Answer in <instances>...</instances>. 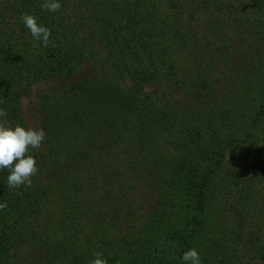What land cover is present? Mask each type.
<instances>
[{"label":"trees","instance_id":"trees-1","mask_svg":"<svg viewBox=\"0 0 264 264\" xmlns=\"http://www.w3.org/2000/svg\"><path fill=\"white\" fill-rule=\"evenodd\" d=\"M230 1V20L221 23H230L233 29L243 25L259 28L256 34L264 50V0ZM41 3L42 0H0V108L6 112L4 119L12 125L30 127L23 98L31 96L37 85L56 78L66 90H75L73 94L82 91L89 94L86 99L89 108L84 100L78 114L71 113L70 117L88 138L92 135V141L98 137L99 142L103 139L114 144L132 142L138 152L144 151L148 136L139 132H151L157 123L163 122L171 136L178 134L175 140L178 144L171 146H179L180 156L165 172L157 167L161 163L158 160L153 163L156 167L147 172L156 186L157 196L154 209L136 227L143 237L136 240L128 235L127 248H123L116 236L108 248L102 247L101 242L109 239L108 230L101 235L93 232L90 240L87 238V221L97 208L98 199L86 187L89 180L73 172L77 168L73 159L82 160V169H88L89 164L94 167L93 185L100 180L102 166L90 161L87 153H82L80 158L71 155L65 164V152L58 147L63 146L66 136H45L41 147L31 150L38 168L31 187L9 189L8 171L0 170V203L6 205L0 209V264H90L97 252L103 254L107 264H180V257L189 248L200 253L201 264H259L260 259L264 264V191L260 192L257 186L260 181L264 187V100L258 106L249 105L250 115L233 114L241 119L238 123L220 119L219 123L212 120L206 126L196 123L206 115L204 111L197 116V112L207 110L206 107L199 105L189 112L179 109L180 102L176 106L170 103L157 106L146 92L153 86L156 73L166 68L169 70L166 77L177 89L188 90L186 94L190 96L194 93L188 85L183 86L186 80L177 78L174 54L184 52L193 56L201 49L197 34L189 32L186 24L202 7V2L60 0L61 8L57 12L43 10ZM25 13L50 29L47 47H41L31 37L23 24ZM168 54L172 58L166 66ZM260 54L261 63L251 62L253 68L242 77L245 89L255 90L258 96V92L264 91L255 89L257 84L264 89V52ZM193 61L198 59L194 57ZM85 67L90 76L82 80L77 72ZM192 81L200 92L199 103L202 96L205 102L209 101L220 82L219 78L210 79L200 70ZM55 95L62 96L53 92L40 95L41 106L47 109ZM228 115L226 119L230 121L233 116ZM258 127L262 147L247 159L249 164L229 170L222 178L226 168L213 159L223 157L228 147L243 146L241 143L250 139ZM195 137L203 141L200 157H194L195 150L188 146ZM218 138L221 139L216 144ZM136 155L130 153L129 158L134 167ZM238 160L243 161L240 156ZM146 161H151L150 156ZM218 187L220 191L224 188L228 196L224 204L229 214L221 221L215 215L214 221L206 226L205 216L212 207V196L218 197ZM53 200L59 212L54 226L48 228L43 220L47 219V208ZM135 225L134 222L132 226ZM94 235L97 241L91 242ZM180 243L182 247L178 248Z\"/></svg>","mask_w":264,"mask_h":264},{"label":"rangeland","instance_id":"rangeland-1","mask_svg":"<svg viewBox=\"0 0 264 264\" xmlns=\"http://www.w3.org/2000/svg\"><path fill=\"white\" fill-rule=\"evenodd\" d=\"M197 1L202 2V7L196 10L194 16L189 18L186 25L189 32L197 34L201 49L198 48L193 56H187L184 52L174 54L176 65H174L175 73L176 69L178 71V73H176L177 78L179 80H186L187 82H185L183 86L188 85L192 88L194 93L190 96L186 94L188 90L184 91L177 89L176 86L168 80V77H166V74L169 72L166 68L164 72L156 73L155 79L152 80L153 86L149 89L147 88L146 92L151 94V100L156 101L157 106H164L169 103L173 104L170 106H176L174 104L180 102L178 106L182 107L178 108L189 112L195 111L199 108V105L201 107H206L207 110L197 112V116L204 111L206 115H204L203 119L199 117L200 119H197L198 121L196 123H203V125L205 124L208 126L209 122H212V120L219 123L220 119H225L227 123L232 120L238 123L241 119L238 117L236 119V116H240L241 113L250 115L251 106L249 105L258 106L263 102L262 100H264V91L258 92L259 96L257 94L255 95V90H246L245 84L243 85L242 83V77L245 78L247 76L246 71L253 68L250 66L251 62H253L254 65H257L256 63H261L260 52H264V50L261 49L262 42L259 35L257 36L256 34L259 28L253 25L246 27L243 25L242 27L239 26L233 29L230 23H221V21L230 20V0ZM184 7L185 6H183V9ZM225 7L229 8L228 11L223 9ZM86 8L87 6H85L83 10ZM187 14L188 12L185 8L184 15L187 17ZM194 57L198 59L195 63L193 61ZM171 58V54L166 55V66H169ZM188 60H191L193 67ZM215 64H217V66H215ZM85 68L77 72L81 73L78 77H82V80L83 77L87 78L90 76L88 68ZM198 70L210 76V79L219 78L220 81L219 84L216 85L213 97L207 102H205L206 99L203 96L200 98V103L198 102L200 92L193 86L192 80ZM215 70L217 71L216 73ZM193 71L195 74H192ZM260 88L258 84L255 86L256 90H264ZM66 89L67 87H65L62 82H58L56 78L37 85L36 88L33 89L31 96L23 98L22 101L26 120L30 127L37 129L43 128L45 136L48 138H50L52 134H56L57 136L63 134L66 136L65 140L60 137V143L63 140V146L61 148L58 147L59 150L65 152V164L70 161L71 155L80 158L82 153H87L91 159L90 161L96 162L102 166L100 169V180L93 185L94 182L91 178L93 176L92 170H95L94 167L89 164L88 169H82V160L76 161L73 159V161H75V166H77V168L73 169V172L75 175L77 174L84 178V180L85 178L89 180L86 187L91 188V194L98 199L97 208L93 209L94 211L87 221L89 229L86 231V235L88 240H90L91 233L96 232V235H101L104 230H108L110 233L109 239H107V241L104 239L101 240L102 247H108L117 236L119 237L120 245L123 248H127L128 240L130 239L128 235H132L136 240L139 237H143L142 234L140 235V229H136V227L139 226L142 220L148 216V213L154 209V200L155 196H157L156 186L154 182H150L147 172H151L153 166L156 167V165L153 164L154 160L161 162L157 167H160L161 170L165 172L173 160L177 158V156H180L177 150L179 146L176 145V148L173 145V147L171 146V144H178L175 141L178 134L175 132L172 133L171 136L167 128L164 127L165 125H163V122L157 123L154 130L151 132L142 130L139 134H147L148 139L145 141L143 147L144 151L142 150L140 152L137 151L138 149L133 146L132 142H118L114 144L104 139L102 142H99L98 137H94L92 141V135L91 138H88V134L85 133L84 130H81L80 126H77L78 124L74 123L70 117L71 113L75 115L78 114L84 100L86 102L89 94L87 92L84 94L83 91L73 94L76 92L75 90ZM38 90L41 96L43 94L50 95L52 92L62 96L58 97V95H55L54 101L48 104V108L46 109L40 104ZM192 90L190 91L189 89V92H192ZM169 91H171V93H168ZM196 102H198V104ZM86 105L89 108L87 102ZM93 106L94 105H92V107ZM152 109L156 110L154 108ZM227 111H229L230 116L236 114V116H233L234 118L230 117V121L226 119L229 117ZM220 114H224V117H219ZM206 116H208V119H206ZM184 119L186 120L187 118L185 117ZM193 123H195L194 118ZM136 125L138 124L136 123L135 126ZM258 126L260 125L258 124ZM137 132L138 131L135 133ZM260 136L261 128L258 127L254 129V133L250 139L245 143H241L243 146L240 145V147L237 148L235 146L232 149L228 147L229 149H224L223 157L217 156L213 159L215 163L220 161L221 168H226L222 174V178L230 173L229 170L232 171L234 168L249 164L247 159L250 158L251 154L262 147V143L258 141V137ZM128 139L132 140L131 137H128ZM220 139L221 138L215 140L216 144L220 142ZM188 146L195 150L194 157L201 156L200 150L204 145L199 137H195L194 141H191ZM100 153L102 154L100 155ZM130 153L132 156L136 155V167L129 162ZM147 156H150L151 161H146ZM238 156L243 160L242 162L239 160L237 161ZM67 167L71 168L70 166ZM88 171V175H84ZM219 183H222V181H219ZM259 183L262 182H257L258 190L262 192L264 191V187ZM224 190L223 188L220 191L218 187L216 189L218 197L212 196V207L208 208L205 216L206 226H209L210 223L214 221L215 215L219 221L228 216L229 213L225 210L224 204V202L228 200V196L225 195ZM119 208H123V210ZM58 212L59 207L57 202L53 200L47 208V219L44 218L43 220L48 228L54 226L57 220L56 214ZM256 219L258 220V217H256ZM134 222L136 224L135 227L132 226ZM96 235L92 236L91 242L97 241L95 240ZM87 238L85 237V240H87ZM178 245V248L182 247L181 243ZM247 259H249V257H247ZM257 262L262 264L263 260L260 259V261L258 260Z\"/></svg>","mask_w":264,"mask_h":264},{"label":"clouds","instance_id":"clouds-1","mask_svg":"<svg viewBox=\"0 0 264 264\" xmlns=\"http://www.w3.org/2000/svg\"><path fill=\"white\" fill-rule=\"evenodd\" d=\"M41 8L49 12H57L61 8L60 0H42ZM24 26L31 37L47 47L50 41V29L38 23L35 16L22 15ZM6 112L0 108V170L7 169L6 184L9 189H19L21 186L31 187L32 177L38 173L35 157L31 150L41 147L45 140L43 128L27 127L22 124L12 125L4 117ZM6 205L0 203V209ZM90 264H107L102 253H95ZM180 264H201V256L196 248H189L180 257Z\"/></svg>","mask_w":264,"mask_h":264}]
</instances>
